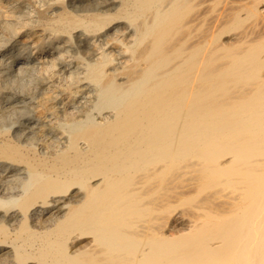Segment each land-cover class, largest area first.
Here are the masks:
<instances>
[{
  "label": "bare ground",
  "instance_id": "bare-ground-1",
  "mask_svg": "<svg viewBox=\"0 0 264 264\" xmlns=\"http://www.w3.org/2000/svg\"><path fill=\"white\" fill-rule=\"evenodd\" d=\"M0 264H264V0H0Z\"/></svg>",
  "mask_w": 264,
  "mask_h": 264
},
{
  "label": "rangeland",
  "instance_id": "rangeland-1",
  "mask_svg": "<svg viewBox=\"0 0 264 264\" xmlns=\"http://www.w3.org/2000/svg\"><path fill=\"white\" fill-rule=\"evenodd\" d=\"M30 38V37H29ZM28 36L26 35L25 37H23V38H20L21 39V41L22 42H26L28 39ZM34 40V42H37L38 43V41H39V39H37V38H35V39H33ZM43 40V39H42ZM42 40H41V42H42ZM74 64H76V63H74Z\"/></svg>",
  "mask_w": 264,
  "mask_h": 264
}]
</instances>
